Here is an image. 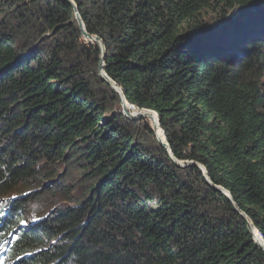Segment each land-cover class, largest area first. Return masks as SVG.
<instances>
[{
	"label": "trees",
	"instance_id": "trees-1",
	"mask_svg": "<svg viewBox=\"0 0 264 264\" xmlns=\"http://www.w3.org/2000/svg\"><path fill=\"white\" fill-rule=\"evenodd\" d=\"M72 1L102 40L125 106L155 111L172 156L203 165L264 239V0ZM242 7L256 11L232 25ZM100 52L83 40L68 0H0L8 256L19 264H264L248 221L199 167L177 166L149 118L122 114L98 73ZM62 165L77 166L84 194L19 226L42 180L64 178Z\"/></svg>",
	"mask_w": 264,
	"mask_h": 264
},
{
	"label": "water",
	"instance_id": "water-1",
	"mask_svg": "<svg viewBox=\"0 0 264 264\" xmlns=\"http://www.w3.org/2000/svg\"><path fill=\"white\" fill-rule=\"evenodd\" d=\"M69 3L72 5L74 11H75V18L78 22V27H79V30L82 34V38L84 40L85 39H93V41L95 42V45H97L100 49V55H99V64H98V70H99V75L101 77L102 80H104L112 90H114L116 92V94L119 95V99H120V106H121V112L122 114L130 119V120H134V119H138V118H143L145 117V113L142 112L141 110H150V109H146V108H138L137 109H140L139 111L140 112H132L131 110H129L128 107H126L124 105V102L125 103H128L124 97V94L122 92V89L116 84V82H114L106 73L105 71V48H104V45L102 43V40L97 36V35H93V34H90L88 33L85 28H84V25H83V22L81 20V17L79 15V12H78V8H77V5L72 1V0H68ZM250 10V9H246V7H242L240 8L239 12H242L243 14L241 15V17L235 22L233 23L232 25H237V24H240V23H243V22H246L248 20L251 19V17L254 15L252 12H255L256 10L254 9H251L249 12H245ZM260 12H264V10H260ZM259 13V12H258ZM222 20H219V21H216L215 24H219ZM85 42V41H84ZM86 44H88L87 42H85ZM90 45V44H88ZM92 45V44H91ZM130 104V103H128ZM132 105V104H131ZM150 111H153V110H150ZM156 116H157V125H159V117L157 115V113L155 111H153ZM160 127V126H159ZM151 128L152 130L154 131L155 135H156V138L158 139V141L161 143V145L163 147H165L168 152H169V155L171 156L172 160L175 162V164L177 166H180V167H185V166H188V165H195L197 167H199L200 171L202 172L206 182L208 183V185H210L211 187H213L215 190L221 192L222 194H224L228 199L229 201L232 203L233 207L235 210H237L242 216H244V218L248 221V225L250 227V230H251V233H252V236H253V239L254 241L256 242L257 245H259L263 250H264V239L263 237L261 236V234L259 233V231L256 229V227L254 226V224L252 223V221L238 208V206L236 205L232 195L225 189L223 188L222 186H219V185H216L214 183H212V181L210 180L209 178V175L206 171V169L204 168L203 165H201L200 163L198 162H195V161H189V160H184V161H180V160H176L173 156H172V153L170 151V148L168 146V143L166 141V138H165V135H164V132H163V138H161L160 136H158V133H157V130L154 126L151 125ZM254 230H256L261 238V243L257 242L256 239H255V235H254Z\"/></svg>",
	"mask_w": 264,
	"mask_h": 264
},
{
	"label": "rangeland",
	"instance_id": "rangeland-1",
	"mask_svg": "<svg viewBox=\"0 0 264 264\" xmlns=\"http://www.w3.org/2000/svg\"><path fill=\"white\" fill-rule=\"evenodd\" d=\"M226 23L227 20L221 21L219 25L220 26L226 25ZM143 118L146 119V122L151 125L149 119L152 121V116H145ZM143 118H138V119H143ZM59 172L60 174H62V176H64V178L61 177L60 181H58V184H55L56 186H53L52 183H47V180L45 179L42 180L43 183L42 186H40V188L44 186L43 192L36 198H33L29 204L23 206L25 207L26 213L21 221H24V223H21L20 221L19 224H23V225L29 224L30 222L36 220L37 215L47 214L49 211H52L56 207H60L62 205H68L70 204L69 201L73 202L76 199H78V196L80 194L81 195L84 194V191L86 190L87 187L85 186L84 179H82V177L80 176L81 174L79 173L80 171L77 169V166L70 167V166L62 165L59 169ZM36 181L37 180L30 181L28 183L32 184ZM59 184L60 185L63 184L64 187L61 188ZM2 206L4 209H6L9 206V202L6 203L3 202ZM2 240L3 241L0 242V249L4 250L3 247H5V244L8 243V238L6 239L3 238ZM14 262H15L14 259H10L9 256L8 257L6 256L5 258L6 264H13Z\"/></svg>",
	"mask_w": 264,
	"mask_h": 264
},
{
	"label": "bare ground",
	"instance_id": "bare-ground-1",
	"mask_svg": "<svg viewBox=\"0 0 264 264\" xmlns=\"http://www.w3.org/2000/svg\"><path fill=\"white\" fill-rule=\"evenodd\" d=\"M87 40L94 42L93 39H87ZM124 105H125V102H124ZM141 111L145 113V116H152V124H153V126L156 128L157 133H158L159 126L157 125V116H156V114H155L153 111H150V110H141ZM136 112H140V111L138 110V111H136ZM158 136H159V134H158ZM6 202H7V201H6ZM6 202H5V203H6ZM34 221H35V220H34ZM254 235H255V239H256V241H257L258 243H259V242L261 243V242H262V241H261V238H260V236H258V233H257L256 230H254Z\"/></svg>",
	"mask_w": 264,
	"mask_h": 264
},
{
	"label": "clouds",
	"instance_id": "clouds-1",
	"mask_svg": "<svg viewBox=\"0 0 264 264\" xmlns=\"http://www.w3.org/2000/svg\"><path fill=\"white\" fill-rule=\"evenodd\" d=\"M6 209H4L3 210V214H4V216L6 215ZM34 221H32V222H30L29 224H32ZM19 226H22V224H19ZM3 249L4 250H1L0 249V264H6L5 263V258H6V256L8 257V251H7V248H5V247H3ZM10 257V259H14V258H12L11 256H9ZM15 260V262L13 263V264H19V261H20V257H17V258H15L14 259Z\"/></svg>",
	"mask_w": 264,
	"mask_h": 264
},
{
	"label": "snow or ice",
	"instance_id": "snow-or-ice-1",
	"mask_svg": "<svg viewBox=\"0 0 264 264\" xmlns=\"http://www.w3.org/2000/svg\"><path fill=\"white\" fill-rule=\"evenodd\" d=\"M4 216L3 213H0V218H2ZM21 223H24V221H21Z\"/></svg>",
	"mask_w": 264,
	"mask_h": 264
}]
</instances>
